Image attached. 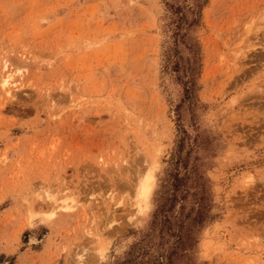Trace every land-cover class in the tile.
<instances>
[{
  "label": "rangeland",
  "instance_id": "1",
  "mask_svg": "<svg viewBox=\"0 0 264 264\" xmlns=\"http://www.w3.org/2000/svg\"><path fill=\"white\" fill-rule=\"evenodd\" d=\"M8 71L0 264H264V0H0Z\"/></svg>",
  "mask_w": 264,
  "mask_h": 264
},
{
  "label": "trees",
  "instance_id": "2",
  "mask_svg": "<svg viewBox=\"0 0 264 264\" xmlns=\"http://www.w3.org/2000/svg\"><path fill=\"white\" fill-rule=\"evenodd\" d=\"M201 5L198 7L197 10L192 11V12H182L183 9L179 8L177 10V12H179L178 14H176L177 18L174 20L175 22V36L179 37L181 40L186 41L188 37H190V27H192L193 25L196 24L198 17H199V13L201 11ZM191 9V8H189ZM181 11V12H180ZM187 14L192 15L191 17L187 16ZM183 138H181V144ZM164 206V204H163ZM201 212V211H200Z\"/></svg>",
  "mask_w": 264,
  "mask_h": 264
},
{
  "label": "bare ground",
  "instance_id": "3",
  "mask_svg": "<svg viewBox=\"0 0 264 264\" xmlns=\"http://www.w3.org/2000/svg\"><path fill=\"white\" fill-rule=\"evenodd\" d=\"M4 69H5V71L8 70L9 69L8 65H5ZM10 76H11V74L8 71L2 78H0L1 79L0 83L2 84L3 87L8 88ZM8 89H10V88H8ZM154 182H155V176H154V174L152 172H150L139 183L137 189H138V195L140 197V200L144 201V200H146L149 197V195H150V193L152 191Z\"/></svg>",
  "mask_w": 264,
  "mask_h": 264
}]
</instances>
